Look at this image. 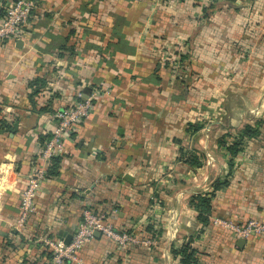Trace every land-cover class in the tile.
I'll return each mask as SVG.
<instances>
[{"label":"crops","instance_id":"crops-1","mask_svg":"<svg viewBox=\"0 0 264 264\" xmlns=\"http://www.w3.org/2000/svg\"><path fill=\"white\" fill-rule=\"evenodd\" d=\"M211 2L35 0L23 39L0 42V109L17 121L0 134V264H49L40 237L73 234L88 203L154 243L124 250L95 235L82 262L64 264H187L175 253L186 244L196 249L190 264H264V234L204 226L190 205L228 180L212 216L264 221V0H215L206 10ZM73 29L76 52L58 57ZM178 48L181 74L169 66ZM37 76L49 83L34 104L28 83ZM98 86L109 93L66 140L38 214L17 229L40 136L52 133L58 110ZM46 105L50 112L38 111ZM260 122L261 134L233 158V137Z\"/></svg>","mask_w":264,"mask_h":264},{"label":"built area","instance_id":"built-area-1","mask_svg":"<svg viewBox=\"0 0 264 264\" xmlns=\"http://www.w3.org/2000/svg\"><path fill=\"white\" fill-rule=\"evenodd\" d=\"M35 7V0H0V11H3L0 16V42L23 39ZM182 51L181 48L175 49L169 59V66L174 73L181 74L184 63L181 61ZM108 93V88L104 86L94 88L87 96L79 93V99L73 105L55 113L53 131L41 144L38 158L28 175L27 185L21 192L19 217L15 225L17 229H23L38 214L37 198L49 177L48 168L53 157L68 154L66 140L89 119L100 96ZM211 223L239 238H249L254 233L264 234V221L258 219L240 222L234 218L215 215L211 217ZM95 232H100L124 250L132 245L154 243L151 238H142L138 231L117 229L105 213L96 211L88 203L83 207L81 219L68 244L59 236L40 237L43 247L52 253L49 264H64L67 260L82 262L81 252L93 240Z\"/></svg>","mask_w":264,"mask_h":264},{"label":"trees","instance_id":"trees-1","mask_svg":"<svg viewBox=\"0 0 264 264\" xmlns=\"http://www.w3.org/2000/svg\"><path fill=\"white\" fill-rule=\"evenodd\" d=\"M214 2L215 0H212V2L207 7H205V9L207 10L208 8H212L215 4ZM75 32L76 31L74 29L69 31L66 37V43L58 49L57 52L58 57L63 58L69 55L71 56L76 52L75 43L71 42V37L75 34ZM181 61L185 62L184 55L181 57ZM48 83L49 81L47 78L39 77V76L29 81L28 83L29 97L34 104H37V97L40 95V93H42V91L45 88L48 87ZM49 106L50 105L40 107L38 111L46 112V113L50 112L51 108ZM0 112L2 115V117H0V134L4 132H15L17 130V121H11V122L8 121V119L5 117V114L2 113V109H0ZM257 124L258 125L255 126L246 125L243 130H241L238 134H236L233 137V142H230L228 144V149L233 158L242 150L246 142H248L253 138L258 137L261 134V128H262L261 122ZM50 135L51 134H47L45 137L48 138L50 137ZM45 137L43 135L40 136V140L43 142L46 139ZM222 140L224 144H226V142L224 141V137L222 138ZM182 153L184 152L182 151ZM63 157L64 156L53 157L51 165L48 168V176H55L60 173L61 162L63 160ZM191 158H193L192 160L193 163L199 164V161L194 155H191L187 160L189 161ZM227 185H228V180H223V181L216 180L213 183L212 191L208 193L198 192L191 197L190 205L196 210L197 219L204 226H209L211 224V217L214 213L213 198L215 196V192ZM150 230L151 227L148 226L147 229L144 230V232L146 233V231H150ZM147 236L152 237L153 234ZM8 245L15 247L14 244L11 242L10 244L8 243ZM175 253L181 257V260L184 263L190 264L196 262V256H195L196 249H194L189 244L183 245L179 249H176ZM42 254L46 255L49 259L52 257L51 251L47 248L42 249Z\"/></svg>","mask_w":264,"mask_h":264},{"label":"water","instance_id":"water-1","mask_svg":"<svg viewBox=\"0 0 264 264\" xmlns=\"http://www.w3.org/2000/svg\"><path fill=\"white\" fill-rule=\"evenodd\" d=\"M100 234H101L100 232H95V235H100ZM59 237H62L64 241L68 244L72 238V234L62 229L59 231Z\"/></svg>","mask_w":264,"mask_h":264}]
</instances>
